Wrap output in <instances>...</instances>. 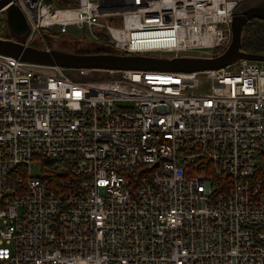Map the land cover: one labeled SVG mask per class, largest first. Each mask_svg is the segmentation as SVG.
I'll use <instances>...</instances> for the list:
<instances>
[{
    "label": "built area",
    "instance_id": "1",
    "mask_svg": "<svg viewBox=\"0 0 264 264\" xmlns=\"http://www.w3.org/2000/svg\"><path fill=\"white\" fill-rule=\"evenodd\" d=\"M242 1L9 3L27 44L74 26L122 52L210 57ZM0 264H264V61L104 70L0 53Z\"/></svg>",
    "mask_w": 264,
    "mask_h": 264
},
{
    "label": "water",
    "instance_id": "2",
    "mask_svg": "<svg viewBox=\"0 0 264 264\" xmlns=\"http://www.w3.org/2000/svg\"><path fill=\"white\" fill-rule=\"evenodd\" d=\"M11 0H0V12L7 11V24L12 28L23 30L29 27L26 17L16 3ZM244 7L234 11L232 17V36L228 46L219 54L205 56H159L127 52L107 51H69L57 48L34 46L20 41L13 36L0 35V53L12 55L20 60L35 64L59 65L62 67H88L104 70L110 69H157L173 71H196L224 67L225 64L248 58L264 61V53L250 52L241 49V34L245 23L252 17L264 19V0H249ZM8 4V5H7Z\"/></svg>",
    "mask_w": 264,
    "mask_h": 264
},
{
    "label": "rangeland",
    "instance_id": "3",
    "mask_svg": "<svg viewBox=\"0 0 264 264\" xmlns=\"http://www.w3.org/2000/svg\"><path fill=\"white\" fill-rule=\"evenodd\" d=\"M249 0H243L238 4V6L235 8V11L241 9L244 7ZM7 11L3 12L2 17L5 18V22L7 24L8 16ZM69 30L66 31V33H61L54 30H47L43 29V37L46 40V44L50 46L51 48H57L61 50H69V51H94L96 49H107L114 52H121L120 49L113 46L112 44H108L103 41L96 40L95 35L90 30H85L84 28H76L74 26H70L68 28ZM1 31H3V34L5 36H13L17 40L23 41L26 40V37L30 33V28L26 27L23 30H17L15 28H12L9 24L4 26V24H1ZM104 37L105 35H101ZM30 45L39 46V47H45V44L43 43L41 37L39 34H36L31 40ZM107 47V48H106ZM156 55L161 56H167L169 53H162V52H154ZM47 71L51 72L50 69H46ZM95 76H88V77H105L112 75L111 72L103 71V70H97L94 73ZM201 82V89H206L210 85V80L204 77L203 73L198 74ZM204 85V86H203ZM31 171L33 173L38 171V163H33V167L31 168Z\"/></svg>",
    "mask_w": 264,
    "mask_h": 264
},
{
    "label": "trees",
    "instance_id": "4",
    "mask_svg": "<svg viewBox=\"0 0 264 264\" xmlns=\"http://www.w3.org/2000/svg\"><path fill=\"white\" fill-rule=\"evenodd\" d=\"M4 21V17L0 14V35L5 36L1 31V24ZM241 49L250 52H262L264 53V19L260 17H252L245 23L241 34ZM88 51V50H85ZM95 51H109L107 49H96Z\"/></svg>",
    "mask_w": 264,
    "mask_h": 264
},
{
    "label": "bare ground",
    "instance_id": "5",
    "mask_svg": "<svg viewBox=\"0 0 264 264\" xmlns=\"http://www.w3.org/2000/svg\"><path fill=\"white\" fill-rule=\"evenodd\" d=\"M107 48V47H106Z\"/></svg>",
    "mask_w": 264,
    "mask_h": 264
}]
</instances>
